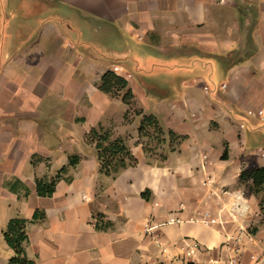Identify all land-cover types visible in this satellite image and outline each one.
I'll list each match as a JSON object with an SVG mask.
<instances>
[{
    "label": "crops",
    "instance_id": "1",
    "mask_svg": "<svg viewBox=\"0 0 264 264\" xmlns=\"http://www.w3.org/2000/svg\"><path fill=\"white\" fill-rule=\"evenodd\" d=\"M114 67L180 138L164 160L138 143L141 117L98 89ZM99 126L137 161L115 178L86 139ZM260 167L264 0H0V264H208L228 258L227 236L241 264H264V211L239 183ZM61 169L39 197L36 180ZM237 192L249 211L231 221L221 208ZM36 212L23 251L10 248L8 222ZM204 212L223 223L191 221ZM170 217L184 222L145 232Z\"/></svg>",
    "mask_w": 264,
    "mask_h": 264
},
{
    "label": "trees",
    "instance_id": "2",
    "mask_svg": "<svg viewBox=\"0 0 264 264\" xmlns=\"http://www.w3.org/2000/svg\"><path fill=\"white\" fill-rule=\"evenodd\" d=\"M98 89L111 97H119L127 106L133 100V94L128 86V82L112 70H108L102 75ZM128 115L129 110L125 112V119ZM135 115L141 116L142 119L138 128L140 136L144 135L145 132L148 134L149 132L147 131L151 130L158 137L163 138L162 142L165 139H173L176 141L180 139L173 132L165 129L154 116L145 115L141 111L136 112ZM86 139L94 146L100 161V171L106 176L115 178L122 170L137 164L136 159L131 155L126 140L121 137H113L109 130L101 126L91 129ZM144 151L146 152V149ZM226 157V152H224L221 158L226 159ZM165 158L164 156L162 160ZM78 161V157H71L69 159V165L75 166ZM63 171L64 169H61L54 177L37 179L35 182L37 195L39 197H51L55 191L57 182L62 179L61 173ZM239 179V183L241 184L250 182L249 191L258 198L259 207L264 211V167L243 171ZM39 216H41V213L36 212L32 220L15 218L8 222L5 238L10 248L23 251V245L27 243L26 227L32 224ZM8 264H33V262L26 261L24 258L13 257Z\"/></svg>",
    "mask_w": 264,
    "mask_h": 264
},
{
    "label": "built area",
    "instance_id": "3",
    "mask_svg": "<svg viewBox=\"0 0 264 264\" xmlns=\"http://www.w3.org/2000/svg\"><path fill=\"white\" fill-rule=\"evenodd\" d=\"M114 72H117V68H113ZM206 91V88H205ZM251 114V113H249ZM259 116L262 115V111H259L257 113ZM207 184H212L211 183V179H207L206 182H204V185ZM239 193V192H237ZM231 197V202L229 204V206H223L221 208V213H227L229 219L232 221H237L241 218H243L244 216L247 215V213L243 216L239 215L238 213H236L235 208L233 206V193H226ZM244 199V197H243ZM245 200V199H244ZM191 221L193 222H198L201 225L205 226V227H213L216 225H221L223 223V221L221 220V218L219 216L216 217H211L210 214L208 212H204L200 215L199 218L197 219H191ZM184 221L180 218H167L165 220H162L161 222H158L157 224L153 225V226H147L145 228V232H148L150 230H153L154 228H159V227H163V226H168V225H179L182 224ZM239 237L234 238L232 236H227L225 242H223V248L229 253V256L226 260L224 261H218V260H209L208 264H241L240 259L237 255V251H238V243H239ZM195 248H197L198 246L195 245ZM191 255V252H187L186 256L189 257ZM254 264H258L257 262H255Z\"/></svg>",
    "mask_w": 264,
    "mask_h": 264
},
{
    "label": "rangeland",
    "instance_id": "4",
    "mask_svg": "<svg viewBox=\"0 0 264 264\" xmlns=\"http://www.w3.org/2000/svg\"><path fill=\"white\" fill-rule=\"evenodd\" d=\"M109 66L112 67V62L111 61L109 62ZM127 110H129V115H128V117L126 119L124 117L125 120H127L129 117L135 115V113L138 112V111L143 112L141 110L140 105L135 103L133 100L130 102V105L127 106ZM135 116H137V115H135ZM137 131H138V129H137ZM147 132H149V133L147 134L145 132L144 135H141V136L139 134V138L140 139H139L138 143L142 145L143 151H144V149H146V152L144 151V153H145V156L147 157L148 160H150L151 162L154 161V160L161 161L164 156L166 157V154H167L168 151H172L173 150L172 147L174 146L176 140L165 139V141L162 142L163 138L162 137H158V135L154 131L149 130ZM167 140L170 141V144H171L170 147H167V145L165 144Z\"/></svg>",
    "mask_w": 264,
    "mask_h": 264
},
{
    "label": "clouds",
    "instance_id": "5",
    "mask_svg": "<svg viewBox=\"0 0 264 264\" xmlns=\"http://www.w3.org/2000/svg\"><path fill=\"white\" fill-rule=\"evenodd\" d=\"M233 206L236 213L241 216L245 215L249 211L247 201L243 199L242 193H236L233 195Z\"/></svg>",
    "mask_w": 264,
    "mask_h": 264
}]
</instances>
